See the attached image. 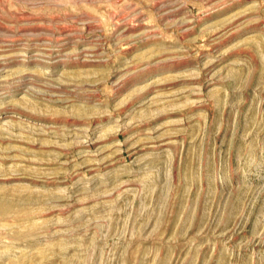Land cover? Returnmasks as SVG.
Masks as SVG:
<instances>
[{"label":"rangeland","instance_id":"1","mask_svg":"<svg viewBox=\"0 0 264 264\" xmlns=\"http://www.w3.org/2000/svg\"><path fill=\"white\" fill-rule=\"evenodd\" d=\"M0 208V264H264V0H0Z\"/></svg>","mask_w":264,"mask_h":264},{"label":"bare ground","instance_id":"2","mask_svg":"<svg viewBox=\"0 0 264 264\" xmlns=\"http://www.w3.org/2000/svg\"><path fill=\"white\" fill-rule=\"evenodd\" d=\"M7 122V121H6ZM6 125V124H5ZM1 202H2V200H1ZM3 203V202H2ZM1 209V208H0Z\"/></svg>","mask_w":264,"mask_h":264}]
</instances>
